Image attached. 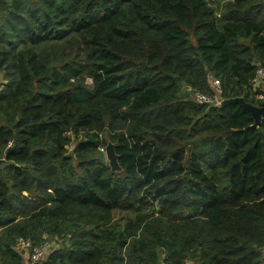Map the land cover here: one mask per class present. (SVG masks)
Wrapping results in <instances>:
<instances>
[{
    "label": "trees",
    "instance_id": "trees-1",
    "mask_svg": "<svg viewBox=\"0 0 264 264\" xmlns=\"http://www.w3.org/2000/svg\"><path fill=\"white\" fill-rule=\"evenodd\" d=\"M0 0V264H264V0ZM123 170L112 172L108 141Z\"/></svg>",
    "mask_w": 264,
    "mask_h": 264
},
{
    "label": "built area",
    "instance_id": "built-area-1",
    "mask_svg": "<svg viewBox=\"0 0 264 264\" xmlns=\"http://www.w3.org/2000/svg\"><path fill=\"white\" fill-rule=\"evenodd\" d=\"M210 83L211 86L215 89L216 93H218L217 98H213L212 96L207 95L200 90H194V94H196L195 96L197 100L206 103H212L214 101H217L218 99L220 100V98L218 97L222 92L220 80L211 74ZM254 86L255 90H260L256 93L255 98L261 100L262 103H264V66H259L257 68ZM16 247L18 250L24 251L29 254L28 258L20 264H41V262L49 253L52 245L49 242L36 245L31 238L20 236L17 239Z\"/></svg>",
    "mask_w": 264,
    "mask_h": 264
},
{
    "label": "water",
    "instance_id": "water-1",
    "mask_svg": "<svg viewBox=\"0 0 264 264\" xmlns=\"http://www.w3.org/2000/svg\"><path fill=\"white\" fill-rule=\"evenodd\" d=\"M230 103H237L242 109L249 111L254 118V126H256L260 122L261 117L264 114V103L259 106L253 105L245 101L243 97L229 98L221 101L222 106ZM105 154L112 172H121L123 170V167L120 164L119 155L116 152V145L111 140H109L107 143Z\"/></svg>",
    "mask_w": 264,
    "mask_h": 264
},
{
    "label": "rangeland",
    "instance_id": "rangeland-1",
    "mask_svg": "<svg viewBox=\"0 0 264 264\" xmlns=\"http://www.w3.org/2000/svg\"><path fill=\"white\" fill-rule=\"evenodd\" d=\"M216 11V14L218 16H223L224 12H225V5L226 3L230 2L231 0H206ZM218 79V78H217ZM212 87V86H211ZM222 89V87H221ZM264 89V88H263ZM213 90L215 91V89L213 88ZM186 91L189 93V96L195 100H197L196 98V94H194V90L191 88H186ZM204 93V92H203ZM206 94V93H205ZM214 96H216L215 98H217L218 93H216V91L213 93ZM219 97V96H218ZM220 98V97H219ZM224 100V99H223ZM222 99H218L217 101H214L213 103H221ZM188 264H199L194 260H190L188 262Z\"/></svg>",
    "mask_w": 264,
    "mask_h": 264
}]
</instances>
